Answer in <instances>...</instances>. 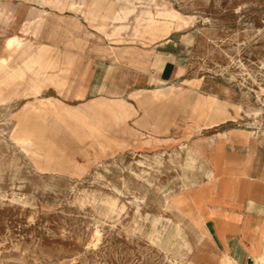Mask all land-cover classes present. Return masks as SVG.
<instances>
[{
	"label": "rangeland",
	"instance_id": "374dc122",
	"mask_svg": "<svg viewBox=\"0 0 264 264\" xmlns=\"http://www.w3.org/2000/svg\"><path fill=\"white\" fill-rule=\"evenodd\" d=\"M232 128L264 132V0H0V264H202L178 199Z\"/></svg>",
	"mask_w": 264,
	"mask_h": 264
},
{
	"label": "crops",
	"instance_id": "0c3cea01",
	"mask_svg": "<svg viewBox=\"0 0 264 264\" xmlns=\"http://www.w3.org/2000/svg\"><path fill=\"white\" fill-rule=\"evenodd\" d=\"M168 61L161 81L175 78ZM202 177L178 199L196 235L202 264H245L264 257V132L227 129L196 142Z\"/></svg>",
	"mask_w": 264,
	"mask_h": 264
},
{
	"label": "bare ground",
	"instance_id": "6f19581e",
	"mask_svg": "<svg viewBox=\"0 0 264 264\" xmlns=\"http://www.w3.org/2000/svg\"><path fill=\"white\" fill-rule=\"evenodd\" d=\"M112 21H113V19H112ZM21 58H22V60L24 58H28V60H30L31 63H35L36 64V62H37V54L34 53V52H32L31 50H28V52L26 53V55L25 56H21Z\"/></svg>",
	"mask_w": 264,
	"mask_h": 264
}]
</instances>
